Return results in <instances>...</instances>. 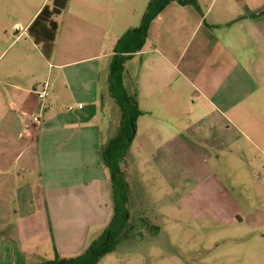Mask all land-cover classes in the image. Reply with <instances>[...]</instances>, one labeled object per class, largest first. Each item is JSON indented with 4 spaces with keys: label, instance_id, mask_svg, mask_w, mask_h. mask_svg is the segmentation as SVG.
Returning <instances> with one entry per match:
<instances>
[{
    "label": "crops",
    "instance_id": "crops-1",
    "mask_svg": "<svg viewBox=\"0 0 264 264\" xmlns=\"http://www.w3.org/2000/svg\"><path fill=\"white\" fill-rule=\"evenodd\" d=\"M49 1L41 0L25 23L11 25L16 29L9 45L23 37L32 41L26 28ZM195 1L197 8L166 4L150 22L141 50L125 63V88L142 111L135 123L143 121L145 138L159 139L157 149L174 151L182 135L175 125L186 109L188 130L199 138L195 146L201 148L203 139L204 148L217 149L234 134L244 139L247 153L253 149L264 156V0ZM134 4L68 0L56 15L63 13L62 25L54 17L50 58L33 43L47 65L44 78L22 53L14 55L16 65L12 58L0 67V248L33 245L40 191L53 233L57 213L101 221L111 214L107 174L99 162L106 127L99 117L101 68L105 57L109 68L112 44L136 27L127 18L128 11L135 15ZM45 79L52 82L50 105L34 122L30 115L39 112L34 90Z\"/></svg>",
    "mask_w": 264,
    "mask_h": 264
},
{
    "label": "rangeland",
    "instance_id": "rangeland-1",
    "mask_svg": "<svg viewBox=\"0 0 264 264\" xmlns=\"http://www.w3.org/2000/svg\"><path fill=\"white\" fill-rule=\"evenodd\" d=\"M40 1L0 0V67L12 58L16 65L14 55L22 53L30 58L32 68L39 67L37 77H45L47 65L40 60L39 47L25 37L9 45L16 29L11 25L25 23ZM134 1L137 11L135 15L128 11L127 18L137 26L147 0ZM63 17V13L56 16L61 25ZM109 46L110 42H104L105 49ZM108 60L105 57L102 61L100 78L104 94L99 117L106 126L102 131L104 142L115 133L119 119V109L107 91ZM20 62L23 65L26 60ZM186 103L185 108L191 100ZM184 112L175 125L182 135L181 145L174 151L157 149L159 139L145 138L143 121L135 123L122 164L129 185L126 237L96 264H264V156L253 149L247 153L244 139L234 134L217 149L204 148L203 139L201 148L195 146L198 134L193 136L188 130L190 117L186 109ZM109 120L114 121L112 127ZM165 141L171 144L172 140ZM103 168L109 184L108 170ZM39 195L34 202V209L39 210L34 214L38 234L33 245L1 247L0 254L6 260L0 263L52 261L55 252L60 257H74L109 220L110 214L101 221L70 219L67 213H57L53 233L41 191Z\"/></svg>",
    "mask_w": 264,
    "mask_h": 264
},
{
    "label": "trees",
    "instance_id": "trees-1",
    "mask_svg": "<svg viewBox=\"0 0 264 264\" xmlns=\"http://www.w3.org/2000/svg\"><path fill=\"white\" fill-rule=\"evenodd\" d=\"M172 1L197 8L195 0H148L139 24L124 31L112 50L107 91L119 109V119L115 133L99 148V162L108 170L111 214L107 224L78 255L68 258L56 255L52 261L32 264H57L63 259L60 264H96L103 255L114 250L118 242L126 237L130 218L129 185L122 164L134 136L135 120L142 111L138 107L136 97L125 88L123 82L125 63L134 53L141 50L150 22ZM67 2L68 0H50V4H44L26 28L28 36L46 59L51 56L57 32L54 17L66 8Z\"/></svg>",
    "mask_w": 264,
    "mask_h": 264
},
{
    "label": "built area",
    "instance_id": "built-area-1",
    "mask_svg": "<svg viewBox=\"0 0 264 264\" xmlns=\"http://www.w3.org/2000/svg\"><path fill=\"white\" fill-rule=\"evenodd\" d=\"M51 83L48 79L42 81L40 86L34 90L38 102V113H32L30 118L34 122H39L41 114L49 107V94H50ZM71 109L72 107L69 106Z\"/></svg>",
    "mask_w": 264,
    "mask_h": 264
},
{
    "label": "water",
    "instance_id": "water-1",
    "mask_svg": "<svg viewBox=\"0 0 264 264\" xmlns=\"http://www.w3.org/2000/svg\"><path fill=\"white\" fill-rule=\"evenodd\" d=\"M64 261V259L63 260H61V261H59L57 264H60V263H62Z\"/></svg>",
    "mask_w": 264,
    "mask_h": 264
}]
</instances>
